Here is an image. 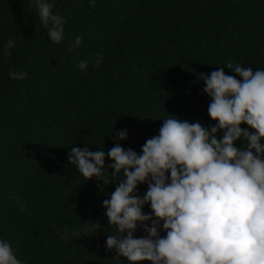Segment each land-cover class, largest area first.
Returning <instances> with one entry per match:
<instances>
[{
  "label": "trees",
  "instance_id": "16d2710c",
  "mask_svg": "<svg viewBox=\"0 0 264 264\" xmlns=\"http://www.w3.org/2000/svg\"><path fill=\"white\" fill-rule=\"evenodd\" d=\"M53 11L65 19L59 43L31 0H0V50L16 42L0 54V238L25 264H130L105 243L116 226L102 201L123 173L106 185L86 179L67 159L71 148L107 152L127 129L119 143L139 153L171 114L216 123L198 74L223 68L242 79L229 62L264 68V0H54ZM18 70L23 80L9 76ZM97 221L100 230L84 232Z\"/></svg>",
  "mask_w": 264,
  "mask_h": 264
},
{
  "label": "clouds",
  "instance_id": "9594fccd",
  "mask_svg": "<svg viewBox=\"0 0 264 264\" xmlns=\"http://www.w3.org/2000/svg\"><path fill=\"white\" fill-rule=\"evenodd\" d=\"M31 2L48 38L59 43L65 19L53 11L54 0ZM15 43L8 39L0 54L9 57ZM81 43L82 37L76 36L71 47ZM97 57L95 66L102 62L101 54ZM87 65L83 60L79 67ZM225 66L242 79L223 68L198 74L203 93L211 97L208 114L216 123L205 127L171 114L139 153L119 143L127 139V129H122L107 152L90 150L86 143L72 147L67 156L86 179L95 177L105 185L123 173L102 204L107 223L116 226L106 237V247L130 264H264V68L254 71L231 62ZM26 75L9 72L16 80ZM238 140L243 141L240 146ZM106 156L112 160L107 167ZM142 183L148 187L141 196ZM145 204L151 212L143 210ZM101 227L99 221L87 222L84 232ZM138 228L145 235L135 236ZM62 238H68L67 231ZM0 264H25L4 238Z\"/></svg>",
  "mask_w": 264,
  "mask_h": 264
}]
</instances>
